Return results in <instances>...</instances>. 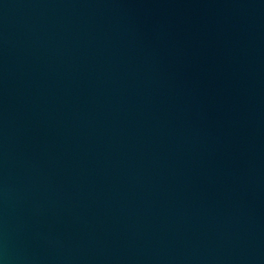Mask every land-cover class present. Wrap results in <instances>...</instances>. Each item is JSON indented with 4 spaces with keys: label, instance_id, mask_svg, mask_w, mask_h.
<instances>
[{
    "label": "water",
    "instance_id": "1",
    "mask_svg": "<svg viewBox=\"0 0 264 264\" xmlns=\"http://www.w3.org/2000/svg\"><path fill=\"white\" fill-rule=\"evenodd\" d=\"M0 264H264V0H0Z\"/></svg>",
    "mask_w": 264,
    "mask_h": 264
}]
</instances>
